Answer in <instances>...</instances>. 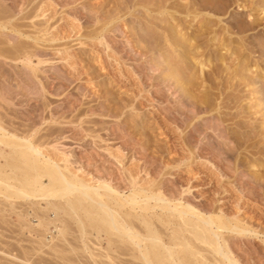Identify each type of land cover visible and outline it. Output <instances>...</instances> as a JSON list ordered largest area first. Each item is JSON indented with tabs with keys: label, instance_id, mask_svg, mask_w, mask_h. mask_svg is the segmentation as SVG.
<instances>
[{
	"label": "rangeland",
	"instance_id": "1",
	"mask_svg": "<svg viewBox=\"0 0 264 264\" xmlns=\"http://www.w3.org/2000/svg\"><path fill=\"white\" fill-rule=\"evenodd\" d=\"M157 1L0 0V122L90 185L126 195L133 177L237 220L255 233L224 230L227 243L264 264V0H194L196 17ZM54 186L0 194V264H144L115 230H79L83 211L44 208L72 195ZM149 214L166 240L172 225Z\"/></svg>",
	"mask_w": 264,
	"mask_h": 264
},
{
	"label": "bare ground",
	"instance_id": "2",
	"mask_svg": "<svg viewBox=\"0 0 264 264\" xmlns=\"http://www.w3.org/2000/svg\"><path fill=\"white\" fill-rule=\"evenodd\" d=\"M172 1L178 0H158L153 9L183 14L185 17H190V14L191 17L198 15L195 7L192 8V5L196 4L194 0L170 4ZM167 6L170 8L168 9ZM263 16L262 18H264ZM14 25H9V28L15 30ZM5 26L3 22H0V28ZM262 42L260 46H263ZM26 59L30 61L29 57ZM1 122L0 144L7 147L8 151L5 155L3 154V162H0V194L6 201L11 197L27 199L36 196L42 197L49 190V193L51 192L49 196L53 197L56 193H52V191L57 183L60 184L61 193L72 192L70 193L72 195L65 196L62 203L48 202V206L44 208H50L54 213L56 209H61L69 217L77 215L79 210L83 211L85 218L79 215L76 217L79 230L85 228V223L105 230H115V234L120 239H127L134 252L142 256L139 259H142L144 264H257L249 263L246 261L247 259L243 260L239 256L240 254L227 243L223 235V231L227 230L230 234L241 238L253 230L250 227L241 225L237 220L231 221L232 219L229 220L222 216L216 215L213 218L210 215H203L200 211L195 210L193 204H185L186 202L183 204L181 201L170 203L172 197L168 198L161 194L158 185L154 186L150 183L146 184L147 186H140L141 183L139 185L133 177L128 178L130 191L126 195L119 194V191L105 180L99 186L90 185L85 179L77 177V174L69 170L68 159L64 157V154L57 160L51 158L45 151L42 152L44 145L40 147L41 140L37 143L31 141L33 139L22 138L23 135L19 137L13 133V130L9 132ZM1 151L2 148L0 154H2ZM117 155H113V158L119 163L120 156ZM58 160H61L62 164L58 163ZM43 178H47L46 184L42 182ZM123 207L129 211L126 209L125 212L121 209ZM157 210L159 213H156ZM149 213L156 215L157 222L172 225L166 240L162 236L163 231L156 227L154 221L146 218ZM132 218L143 223V228L139 229L143 232L141 235L133 227L136 225ZM45 219L47 222L50 220L46 216L43 219L38 216L37 224L44 222ZM62 229L60 227L58 231L62 232ZM253 233H255L254 230ZM59 247L57 246V250ZM136 254L133 255L136 256Z\"/></svg>",
	"mask_w": 264,
	"mask_h": 264
}]
</instances>
